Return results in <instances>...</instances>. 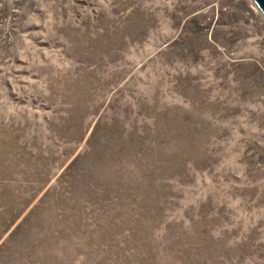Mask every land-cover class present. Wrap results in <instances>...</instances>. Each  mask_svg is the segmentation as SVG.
Here are the masks:
<instances>
[{"label": "rangeland", "instance_id": "374dc122", "mask_svg": "<svg viewBox=\"0 0 264 264\" xmlns=\"http://www.w3.org/2000/svg\"><path fill=\"white\" fill-rule=\"evenodd\" d=\"M0 264H264L253 0H0Z\"/></svg>", "mask_w": 264, "mask_h": 264}, {"label": "water", "instance_id": "95a60500", "mask_svg": "<svg viewBox=\"0 0 264 264\" xmlns=\"http://www.w3.org/2000/svg\"><path fill=\"white\" fill-rule=\"evenodd\" d=\"M257 8L264 15V0H253Z\"/></svg>", "mask_w": 264, "mask_h": 264}]
</instances>
